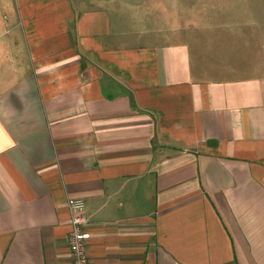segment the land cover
Returning a JSON list of instances; mask_svg holds the SVG:
<instances>
[{"label": "crops", "instance_id": "0c3cea01", "mask_svg": "<svg viewBox=\"0 0 264 264\" xmlns=\"http://www.w3.org/2000/svg\"><path fill=\"white\" fill-rule=\"evenodd\" d=\"M264 264V0H0V264Z\"/></svg>", "mask_w": 264, "mask_h": 264}, {"label": "built area", "instance_id": "2783aa9c", "mask_svg": "<svg viewBox=\"0 0 264 264\" xmlns=\"http://www.w3.org/2000/svg\"><path fill=\"white\" fill-rule=\"evenodd\" d=\"M72 210V226L69 233L70 247L73 254L72 264H91L89 241L92 231L88 227L86 201L83 197H75L70 202Z\"/></svg>", "mask_w": 264, "mask_h": 264}]
</instances>
